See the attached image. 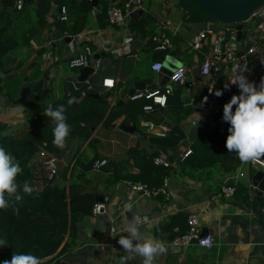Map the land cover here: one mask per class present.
Returning a JSON list of instances; mask_svg holds the SVG:
<instances>
[{
  "label": "crops",
  "instance_id": "1",
  "mask_svg": "<svg viewBox=\"0 0 264 264\" xmlns=\"http://www.w3.org/2000/svg\"><path fill=\"white\" fill-rule=\"evenodd\" d=\"M105 1L110 3L109 6L114 3V0H103ZM47 4L49 7L44 8ZM62 6L61 0L58 4L55 0H25V9L15 16V27L21 44L8 57L7 70L19 77L25 75V83L28 78L33 79L30 84L39 81V85L43 82L39 90L46 95V100L38 111L27 114L20 106L21 103L16 101L12 104L8 97L1 95L0 119L12 129L21 131L26 128L28 121L46 116L45 110L50 103L54 110L59 104L66 111L75 107L82 101L81 92H86L87 97L92 93L93 97L99 96L111 108L127 107L115 124H102L92 130L90 140H69L60 153L43 149L34 161L36 175L43 176V163L47 158L56 156L59 163L56 182L59 185L85 186L89 193L99 194L107 200L106 210L102 215L93 214L85 218L78 216L80 222L77 225V245L73 255L66 258V263L122 264L121 258L124 257L123 264H143L144 258L139 255L133 254L132 259H127L125 250L118 243L121 236L129 235V225L135 223L141 234V243L147 237L161 241L164 245L165 252L158 254L153 264H264V197L259 205L252 186L254 170L250 162L245 165L240 163L238 169L231 173L214 169L212 174H206L190 167L183 171L188 159L183 160L182 156L187 150H192L193 144L201 136L214 127L225 126L228 130L231 126L223 118L215 122L216 114L222 112L224 104L231 100L230 89L224 88L225 75L212 81L201 75L200 68L205 57L211 54L212 40L217 36H224L226 39L234 27H226L195 15L180 0H143V10L134 14L129 28L124 29L110 26L101 29L97 14L103 7L101 4L95 6L88 27L80 39L70 35V16L68 22H63L66 24L65 29H60L58 23L62 22L57 16ZM42 17L43 21H40ZM142 18L145 21L144 31L137 32L134 30L135 23ZM167 21L171 22V27L166 29V34L172 38L173 45L163 52L157 49L156 39L163 31L161 24ZM250 23L252 26L255 24L253 20ZM249 30L244 25V37L241 40L243 44H247L245 38ZM50 31H59L61 40L69 37L71 42L55 44ZM87 32H92L93 41L98 40L102 45H93L101 66L83 82L80 81L81 70L79 73H66L64 67H68L70 59L86 46L84 38L88 37L85 35ZM203 32L208 34L202 51L191 50V41ZM179 52L182 54L178 58L182 60V67L187 70L188 80L184 86L175 88L168 99L167 108L156 107V112L151 117L149 114H139L128 106L134 103L130 101L129 94L137 83H144L146 87L155 84L151 66L161 62V55ZM251 62L256 76L264 80V43L257 48ZM0 78L5 80L4 74L0 73ZM42 78L44 79L41 80ZM109 78L115 82L118 92L104 87V81ZM163 79L164 76L160 74L158 84ZM72 81L78 83L80 91L72 89ZM82 83L83 86L80 85ZM69 85L71 88H68ZM211 87L215 92H223L219 98V112H213L202 105L201 99ZM25 88L31 90L30 87L23 89ZM67 89H70L69 95L66 93ZM70 98H74L76 103L68 104ZM114 102L116 105L112 104ZM143 102H139L138 107ZM118 114L115 111V118ZM177 117H182L183 121L176 122ZM149 118L158 123V127L168 123L180 127L186 138L172 151L150 142V139L158 137L151 135L144 127L147 123L145 119ZM126 119L130 122L129 125H124ZM109 126L116 128L110 129ZM122 126L136 127V133L124 131ZM43 145L46 147V143ZM138 150L152 157H168L171 166L164 180H169V199L162 196L141 197L133 193L126 183L137 182L125 178L126 174L121 171V166H110L112 162L127 160L130 151ZM140 156L135 153L129 159L130 177L140 173L139 166L143 164ZM98 161H107L108 164L95 172L93 166ZM226 185L236 187V194L232 199L222 196V189ZM192 215L198 217L202 234L207 231V236L214 239L212 249L195 244L184 250L170 247L174 236L182 228H188V219ZM181 218L187 220L185 224Z\"/></svg>",
  "mask_w": 264,
  "mask_h": 264
},
{
  "label": "trees",
  "instance_id": "2",
  "mask_svg": "<svg viewBox=\"0 0 264 264\" xmlns=\"http://www.w3.org/2000/svg\"><path fill=\"white\" fill-rule=\"evenodd\" d=\"M16 1L0 0V73L5 76V80L0 78V96L8 97L10 103L15 104L20 98L23 88L30 87L32 93L26 97L20 106L25 109L27 114H32L38 111L46 100L43 91L36 89L39 81L30 84L33 79L28 78L27 83H25L27 78L25 75L19 77L7 70L9 66L8 57L21 44L15 27V16L21 12L15 9ZM59 1L56 0L55 3L58 4ZM61 2L64 5L62 7L67 9L68 16L72 21L70 35L75 37L83 34L94 11V4L87 0H61ZM97 2V6L101 4L103 7L97 14V20L101 29H105L108 27L110 3L103 2V0H97ZM186 9L200 16L188 7ZM40 21H43V17ZM144 22V18H142L135 23L134 30L137 32L144 31ZM165 57L166 53L161 55L159 58L161 62L164 61ZM141 101L128 106L137 110L139 114L143 113L147 116L143 111L144 105L147 104L146 101H144L146 104L143 102V105L138 107V103ZM114 108L119 113L116 118ZM114 108H111L106 100L96 99L93 95H88L75 107L65 111L66 122L71 128L66 142L76 138L88 141L92 137L93 129L102 124H115L121 118L123 109L127 107L116 106ZM155 112L156 107L149 116L152 117ZM1 114L0 109V117ZM145 120L158 124L153 122L151 118ZM182 121V117H177L176 122ZM123 123L129 125L130 122L126 119ZM54 126L52 118L40 116L28 121L26 128L19 131L12 129L0 119V145H3L16 158L22 168V173L17 177L18 182L22 185L27 180L34 189L29 195L23 193L21 188L19 194L22 199L20 201H16L14 197L9 198L6 194L11 207L0 209V240L4 241V244L0 245V264H3L4 260L10 261L14 253H31L40 258L43 264H67L66 258L73 255V250L77 245V225L80 222L78 215L83 218L93 215L95 206L104 201L101 195L89 193L85 186L77 184L69 187L61 186L56 182V179L48 180L46 174L43 176L36 175L34 161L43 149L51 153H60L63 149L53 144ZM228 135L229 132L225 126L214 127L206 132L193 144V155L188 158V162L183 166V171H186L187 167L206 174H212L214 169H221L225 173L236 171L241 161L235 152H228L225 147ZM43 143H46V147ZM163 150L166 151V149ZM135 153L141 155L143 164L139 166L140 173L130 177L128 174L131 169L129 159ZM155 158V156L143 154L141 150L130 151L127 160L112 162L110 166H121V171L126 174L125 178L127 179L158 187L168 176L169 169L156 166L154 164ZM14 208L19 210L18 213L13 211ZM181 219L182 223L185 224L187 220ZM187 229L182 228L181 232H185Z\"/></svg>",
  "mask_w": 264,
  "mask_h": 264
},
{
  "label": "built area",
  "instance_id": "3",
  "mask_svg": "<svg viewBox=\"0 0 264 264\" xmlns=\"http://www.w3.org/2000/svg\"><path fill=\"white\" fill-rule=\"evenodd\" d=\"M87 1L93 3L96 0ZM142 2L143 0H114L113 5L110 6L108 10V26L120 27L123 29L129 28L134 14H137L140 10H143ZM24 8L25 0H17L15 9L17 11H22ZM57 17L62 23L68 22L69 17L67 9L65 7H61ZM252 20L255 24L250 28L248 34L246 35L245 39L247 44L238 42V32L235 28L229 31L228 37L226 39L224 36H217L212 40L211 54L205 57L200 68L202 76L213 81L217 80L222 74H224V82L225 84L229 85L228 89H238V87L236 85H232L230 81L235 78L239 68L246 66L247 71H245L243 75L249 82H254L256 73L252 67L251 59L254 56L257 48L264 43V7L254 14ZM161 26L163 31L156 39L158 45L157 49L159 51L166 52L168 49H171L173 45L172 38L166 34V29L171 27V22H164L161 24ZM207 34V32H203L195 37L189 45L191 50L196 52L202 51L204 44L207 41ZM82 35L77 37L82 39ZM85 35L88 36L84 38L86 46L77 55L73 56L68 63V66L71 70H84L90 68L95 71L101 66L100 60H97L96 58L97 53L94 52L93 45L98 47H102V45H100L98 40L93 41L94 38L92 36V32H87ZM224 43L226 44L224 45ZM162 69L163 62H156L151 66V70L153 72L159 73ZM223 69H226L225 73L223 72ZM187 74V70L184 67H181L172 74L170 82L166 87L163 89H157L155 91H138L133 97L130 98V101H146L147 104L143 107L145 114H152L155 111V107L166 108L168 99L173 94L175 88L178 86H184L187 83ZM71 86L73 90L80 91L76 81H72ZM104 87L107 90L117 91L115 82L113 85L107 86L105 85L104 81ZM66 93L69 95L70 89H67ZM86 97L87 93L81 92V100L85 99ZM205 98H207L206 101ZM219 98L220 97L215 95V90L211 87L207 94L201 99L202 105L213 112H219ZM112 104L116 105L115 102ZM144 127L151 135L155 137L164 139L168 135V130L164 126L158 127L152 122H147L145 123ZM191 155H193V151L187 150L182 156V159L186 160ZM58 164V158L56 156L47 158L43 163V168L48 180L53 181L57 178L59 173ZM107 164V161H98L94 164L93 170L95 172L100 171L106 167ZM154 164L166 169H169L171 166L168 157L165 155L156 157L154 159ZM250 165L253 170L264 173V156H262L258 161H250ZM242 176L243 175H241V177ZM126 185L133 193L140 195L141 197L157 198L162 196L166 199H169L171 196L168 179H165L162 185L157 188H151L143 183H126ZM235 194V186L226 185L222 189V196L227 199H232ZM106 203V199L102 202H99L95 206L93 214L102 215L104 210H106ZM204 241L208 242L204 243ZM193 244L208 250L214 247V239L211 236H202L200 222L198 217L195 215L189 217L187 231L176 234L170 243V247L174 250H184Z\"/></svg>",
  "mask_w": 264,
  "mask_h": 264
},
{
  "label": "clouds",
  "instance_id": "4",
  "mask_svg": "<svg viewBox=\"0 0 264 264\" xmlns=\"http://www.w3.org/2000/svg\"><path fill=\"white\" fill-rule=\"evenodd\" d=\"M247 67L239 68L237 75L230 81L236 85L240 91L239 95H233L231 100L223 106V120L231 126L228 129L229 135L226 139L225 147L228 152H235L241 165L248 162L258 161L264 156V80L259 84L257 89L254 82H249L243 73ZM114 81L106 79L105 85L111 86ZM225 89L229 88L228 84L224 85ZM217 97H221L223 92L217 90ZM207 98H205V101ZM76 103L74 98L68 100V104ZM235 106V111L233 108ZM65 107L59 105L55 110L50 103L45 110V115L51 117L54 122L53 144L58 148L66 146V138L71 130L70 125L66 122ZM22 173V168L14 156H12L3 145H0V209L11 207L7 197H14L20 201L22 196L19 192L31 194L34 189L30 182L25 180L21 185L17 177ZM13 211L18 213V209ZM129 235L121 236L118 240L119 245L125 250L127 259H132L133 254L143 257V264H153L158 254L165 252L164 245L161 241L152 238H143L141 243V234L135 223H131L127 229ZM134 241L136 243H134ZM208 241H204L207 243ZM4 241L0 240V245ZM122 264L124 257L121 258ZM3 264H43L42 260L31 253L13 254L11 260H4Z\"/></svg>",
  "mask_w": 264,
  "mask_h": 264
},
{
  "label": "water",
  "instance_id": "5",
  "mask_svg": "<svg viewBox=\"0 0 264 264\" xmlns=\"http://www.w3.org/2000/svg\"><path fill=\"white\" fill-rule=\"evenodd\" d=\"M186 7L199 14L200 16L208 19L217 24L234 27L238 32V42L244 37L243 29L244 25H247L248 28H251V20L254 14L264 7V0H180ZM94 6H97V0L93 2ZM17 11V10H16ZM51 38L53 42L57 45L69 44L71 42V38L67 37L61 40V33L59 31H50ZM226 43H224L225 45ZM182 53H170L166 56L165 61L163 62V69L161 72H154L155 84L150 87H146L144 83H137L130 91L129 99L133 97L138 91H155L158 88L163 89L166 87L169 82L172 74L179 68L182 67V60L178 57L181 56ZM94 73L93 69H84L81 70L80 81H86V79ZM163 75V81L158 84L159 75ZM263 79L256 76L254 79V84L257 89L259 88V84ZM43 86V82H41L37 86V90ZM31 94V90L29 88H25L22 90L21 98L17 101V103H23L27 96ZM239 89H230V97L233 95H239ZM96 99H99V96H95ZM109 99V97H107ZM121 106V105H120ZM223 118V111L217 113L215 116V122ZM169 130V137L165 139L153 138L150 139V142L155 143L156 145L167 148L172 151L186 138L183 131L180 127L174 126L172 124H165ZM110 129H115V126H109ZM122 130L129 133H136V127H128L122 126ZM94 130V129H93ZM254 177L252 180V186L254 188L257 201L259 205L261 204L262 197H264V173L254 170ZM77 196V195H75ZM80 217V215H78ZM207 231H205L202 236H207ZM176 236V235H175ZM174 236V237H175ZM49 260V259H47ZM45 260V261H47Z\"/></svg>",
  "mask_w": 264,
  "mask_h": 264
},
{
  "label": "rangeland",
  "instance_id": "6",
  "mask_svg": "<svg viewBox=\"0 0 264 264\" xmlns=\"http://www.w3.org/2000/svg\"><path fill=\"white\" fill-rule=\"evenodd\" d=\"M52 6V5H51ZM47 7H49V4H47L46 5V7H44V8H47ZM52 8V7H51ZM25 9V8H24ZM45 10V9H44ZM58 25L60 26V29H65V27H66V24H63V23H58ZM79 71L80 70H71L70 68H69V66L68 67H64V72H66V73H79ZM81 86H83L84 84L82 83V84H80ZM68 88H71V86L69 85V87ZM73 91V90H72ZM90 95H93V93L92 94H89V96Z\"/></svg>",
  "mask_w": 264,
  "mask_h": 264
}]
</instances>
